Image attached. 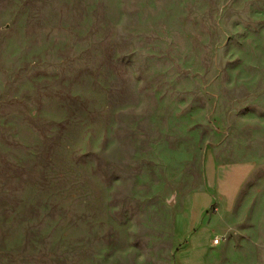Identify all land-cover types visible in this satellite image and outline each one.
<instances>
[{
    "label": "rangeland",
    "instance_id": "1",
    "mask_svg": "<svg viewBox=\"0 0 264 264\" xmlns=\"http://www.w3.org/2000/svg\"><path fill=\"white\" fill-rule=\"evenodd\" d=\"M239 113L264 0H0V264H158L174 223L204 247Z\"/></svg>",
    "mask_w": 264,
    "mask_h": 264
},
{
    "label": "crops",
    "instance_id": "2",
    "mask_svg": "<svg viewBox=\"0 0 264 264\" xmlns=\"http://www.w3.org/2000/svg\"><path fill=\"white\" fill-rule=\"evenodd\" d=\"M232 117L235 121L226 125L229 137L217 143L213 136L210 143L215 181L221 164L232 167L241 174L236 192L221 194L202 217L200 226L206 219L212 229L207 245L199 248L195 233H178L174 223L172 253L162 246L150 254L160 259L158 264H264V113L252 118L239 113L238 121Z\"/></svg>",
    "mask_w": 264,
    "mask_h": 264
},
{
    "label": "built area",
    "instance_id": "3",
    "mask_svg": "<svg viewBox=\"0 0 264 264\" xmlns=\"http://www.w3.org/2000/svg\"><path fill=\"white\" fill-rule=\"evenodd\" d=\"M218 241H219V238H215V239L213 240L214 243H218Z\"/></svg>",
    "mask_w": 264,
    "mask_h": 264
}]
</instances>
